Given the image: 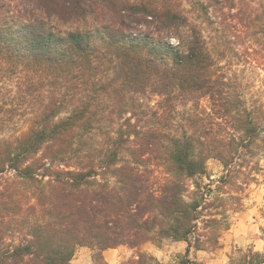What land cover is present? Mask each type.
I'll use <instances>...</instances> for the list:
<instances>
[{
  "label": "trees",
  "instance_id": "16d2710c",
  "mask_svg": "<svg viewBox=\"0 0 264 264\" xmlns=\"http://www.w3.org/2000/svg\"><path fill=\"white\" fill-rule=\"evenodd\" d=\"M255 68L264 0H0V264H206L263 171Z\"/></svg>",
  "mask_w": 264,
  "mask_h": 264
},
{
  "label": "rangeland",
  "instance_id": "374dc122",
  "mask_svg": "<svg viewBox=\"0 0 264 264\" xmlns=\"http://www.w3.org/2000/svg\"><path fill=\"white\" fill-rule=\"evenodd\" d=\"M247 74L250 77L255 76L256 84H259L258 78L264 77V70L250 69ZM26 128V121L20 119L13 129L5 132V136H9L14 130L21 131ZM260 163L263 171L258 181L247 188L243 205L237 211H233L231 202L227 204L230 228L222 231L219 246L209 250L191 247L189 252L191 258L202 260L206 264H256L258 258L254 257V252H260L264 256V158ZM222 172V164L216 159H210L207 163V174L202 181L209 183L212 179L216 180ZM236 239H239L241 245ZM188 245L185 241L172 240L164 241L160 245L148 242L142 246V250L156 256L163 264H178L185 255ZM135 255L136 250L126 245L119 246L109 253L104 251L108 264H121L123 260ZM71 264H94L91 249L78 248Z\"/></svg>",
  "mask_w": 264,
  "mask_h": 264
},
{
  "label": "crops",
  "instance_id": "0c3cea01",
  "mask_svg": "<svg viewBox=\"0 0 264 264\" xmlns=\"http://www.w3.org/2000/svg\"><path fill=\"white\" fill-rule=\"evenodd\" d=\"M240 222V221H239ZM237 238V237H236ZM236 241L241 245V243H240V241H239V239H236ZM111 250H114V249H108V250H106L105 252L107 253H109Z\"/></svg>",
  "mask_w": 264,
  "mask_h": 264
}]
</instances>
